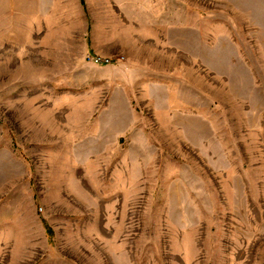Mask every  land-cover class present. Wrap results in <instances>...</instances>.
<instances>
[{
	"label": "rangeland",
	"instance_id": "1",
	"mask_svg": "<svg viewBox=\"0 0 264 264\" xmlns=\"http://www.w3.org/2000/svg\"><path fill=\"white\" fill-rule=\"evenodd\" d=\"M52 4L0 0V264H264V0Z\"/></svg>",
	"mask_w": 264,
	"mask_h": 264
},
{
	"label": "built area",
	"instance_id": "2",
	"mask_svg": "<svg viewBox=\"0 0 264 264\" xmlns=\"http://www.w3.org/2000/svg\"><path fill=\"white\" fill-rule=\"evenodd\" d=\"M91 61H93L94 63H110L111 62V58L108 57H101V56H97V57H92L90 58Z\"/></svg>",
	"mask_w": 264,
	"mask_h": 264
},
{
	"label": "crops",
	"instance_id": "3",
	"mask_svg": "<svg viewBox=\"0 0 264 264\" xmlns=\"http://www.w3.org/2000/svg\"><path fill=\"white\" fill-rule=\"evenodd\" d=\"M80 2H81V5L83 6V0H80ZM52 6H55V0H53Z\"/></svg>",
	"mask_w": 264,
	"mask_h": 264
}]
</instances>
